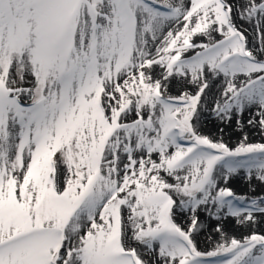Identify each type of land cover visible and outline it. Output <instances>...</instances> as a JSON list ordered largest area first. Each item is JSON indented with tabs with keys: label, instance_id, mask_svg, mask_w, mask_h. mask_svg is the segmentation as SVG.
I'll return each instance as SVG.
<instances>
[{
	"label": "snow or ice",
	"instance_id": "6c2138e0",
	"mask_svg": "<svg viewBox=\"0 0 264 264\" xmlns=\"http://www.w3.org/2000/svg\"><path fill=\"white\" fill-rule=\"evenodd\" d=\"M0 264H264V0H0Z\"/></svg>",
	"mask_w": 264,
	"mask_h": 264
},
{
	"label": "rangeland",
	"instance_id": "374dc122",
	"mask_svg": "<svg viewBox=\"0 0 264 264\" xmlns=\"http://www.w3.org/2000/svg\"><path fill=\"white\" fill-rule=\"evenodd\" d=\"M226 131H227V130H226ZM231 138H234V135L231 136ZM229 139H230V136H229V135H226V136H225V140H229ZM259 139H260L259 137H255V136L252 137V140H253V141H258ZM241 190H243V187H242V186H241ZM200 246H201V247H204L205 244H204V243H201Z\"/></svg>",
	"mask_w": 264,
	"mask_h": 264
}]
</instances>
